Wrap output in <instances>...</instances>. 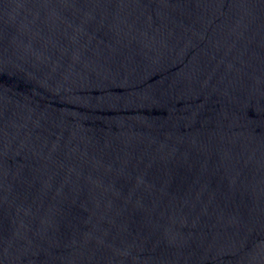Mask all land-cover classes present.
<instances>
[{
    "label": "water",
    "instance_id": "1",
    "mask_svg": "<svg viewBox=\"0 0 264 264\" xmlns=\"http://www.w3.org/2000/svg\"><path fill=\"white\" fill-rule=\"evenodd\" d=\"M0 264H264V0H0Z\"/></svg>",
    "mask_w": 264,
    "mask_h": 264
}]
</instances>
